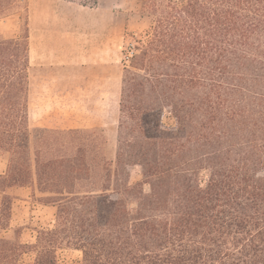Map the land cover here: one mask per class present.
I'll list each match as a JSON object with an SVG mask.
<instances>
[{"label": "trees", "instance_id": "16d2710c", "mask_svg": "<svg viewBox=\"0 0 264 264\" xmlns=\"http://www.w3.org/2000/svg\"><path fill=\"white\" fill-rule=\"evenodd\" d=\"M17 3L0 0V18ZM144 7L103 162L93 128L44 131L31 150L28 35L0 34V264H59L64 248L81 264H264V0ZM32 184L56 212L26 243L5 191Z\"/></svg>", "mask_w": 264, "mask_h": 264}, {"label": "rangeland", "instance_id": "374dc122", "mask_svg": "<svg viewBox=\"0 0 264 264\" xmlns=\"http://www.w3.org/2000/svg\"><path fill=\"white\" fill-rule=\"evenodd\" d=\"M74 1L86 7H78L75 10L69 8L65 10V14L53 15L48 12L45 15V20H43L44 25L54 27L55 30L61 27L69 28L68 32L70 31L74 39L82 40L70 44L74 53H86L88 55L90 54L89 46L91 47L90 37L95 36L96 28L100 31L101 26L103 28L108 27L109 46L102 53L103 57H106L103 73L90 75L89 71H86L85 74L80 69H70L68 75L58 81L57 87L62 90L68 89L79 98L78 101L73 99L70 103L82 107L81 113L74 117L78 120L74 122L71 117L66 122L65 118L70 117V115L61 114H52V116L47 117L45 116L46 111H43L44 108L42 111L38 109L34 116H30V146L32 151L35 150V147L39 146V137L44 131L68 129L63 126L64 124L70 125L68 122H71L78 126L76 128L95 129L100 135V142L103 138L105 140L99 159L102 162L104 159L113 160L117 145L123 67L125 64H129L127 59L134 50V46L145 43L148 39L153 17L144 7V0ZM27 5L28 0H18L17 5L7 12L8 16L0 18L1 35L7 38L21 37L24 42L28 35ZM95 37L99 38L100 35ZM80 47H84V50H81ZM86 58L74 59L84 62L88 60ZM60 120L62 121L60 122ZM163 121L168 125L174 124V119L168 113L163 116ZM99 159L97 158L93 164L99 163ZM5 169L6 159L0 156V173H4ZM94 172L97 176L101 170L96 168ZM140 178V167L134 166L131 170V179L136 181ZM5 193L12 197L11 223L13 226L22 228L21 240L23 242H33L37 230L48 229L53 226L56 208L44 204L49 194L38 190L35 184L8 188ZM81 257V251L64 248L59 252L58 260L59 264H81ZM25 260H28V256H25Z\"/></svg>", "mask_w": 264, "mask_h": 264}, {"label": "crops", "instance_id": "0c3cea01", "mask_svg": "<svg viewBox=\"0 0 264 264\" xmlns=\"http://www.w3.org/2000/svg\"><path fill=\"white\" fill-rule=\"evenodd\" d=\"M78 7L85 8L86 6L77 4L74 0H28V70L30 115L32 116L38 109L42 111L44 108L43 111H46L45 116L47 117L52 114L70 115L65 118L66 122L71 117L74 122L77 121L78 118L74 117L81 113L82 107L70 103L73 99L78 101L79 98L68 89H58V81L66 77L68 71L74 68L82 70L85 74L89 71L90 75L103 73L106 57L104 58L102 53L109 46L108 27L101 26L100 31L96 28L95 36L100 35V37H90L91 47L89 46L90 54L88 55L74 53L70 44L82 40L74 39L70 31L68 32L69 28L66 30L61 27L55 30L54 27L44 25L43 20H45L46 13L65 14L66 9L75 10ZM80 49L84 50V47ZM78 57L84 59L87 57L88 60L75 61L74 58ZM68 123L70 125L64 124L63 127H78L71 122Z\"/></svg>", "mask_w": 264, "mask_h": 264}]
</instances>
